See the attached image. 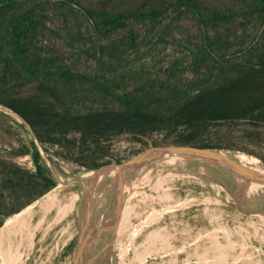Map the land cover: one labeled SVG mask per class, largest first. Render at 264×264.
Instances as JSON below:
<instances>
[{
	"label": "trees",
	"instance_id": "16d2710c",
	"mask_svg": "<svg viewBox=\"0 0 264 264\" xmlns=\"http://www.w3.org/2000/svg\"><path fill=\"white\" fill-rule=\"evenodd\" d=\"M114 1L0 0V104L20 115L41 144L73 151L61 156L96 169L109 163L101 142L121 134L264 124V0H128L118 10ZM186 17L203 33L170 40L172 25ZM233 24L243 36L230 34ZM250 26L258 31L248 33ZM162 44L180 45L188 59L157 66ZM16 154H29L27 145ZM52 187L0 161V206L6 193L25 199L1 216L19 213Z\"/></svg>",
	"mask_w": 264,
	"mask_h": 264
},
{
	"label": "rangeland",
	"instance_id": "374dc122",
	"mask_svg": "<svg viewBox=\"0 0 264 264\" xmlns=\"http://www.w3.org/2000/svg\"><path fill=\"white\" fill-rule=\"evenodd\" d=\"M80 1L98 4V0ZM127 1L115 0L111 9L125 8ZM208 3L213 5L211 0ZM57 13L52 7L53 25L60 22L55 18ZM77 21L78 17L72 16L75 25ZM87 27L83 23L82 30ZM229 29L230 34L239 36L245 30L239 24ZM257 31L250 26L248 33ZM201 33L203 29L186 17L173 24L168 34L170 40H180ZM180 48L160 45L154 53L156 65H166L178 57L188 59V51L180 52ZM192 132L197 133L193 142H180ZM24 144L29 154L17 155ZM99 148L106 152L109 163L96 169L83 167L65 158L73 151L32 141L20 122L0 110V161L20 166L53 185L19 213L9 217L0 214V249L2 230L14 229L5 234V264H264V190L257 186H264V124L228 122L200 131L183 126L147 136L121 134L102 141ZM76 149L88 155L87 147ZM178 149L183 150L175 151ZM204 151L263 178L247 176L225 166L222 160L209 159ZM125 165L131 175L121 180L118 176L125 172ZM102 173L116 177L108 181ZM74 175L79 177L55 189L57 181ZM133 185L137 191L124 192ZM121 190L125 199L121 217L129 219L121 218L128 226L119 225L116 230L113 223L124 202ZM6 195L0 210L25 201ZM42 220L39 229L28 225Z\"/></svg>",
	"mask_w": 264,
	"mask_h": 264
},
{
	"label": "bare ground",
	"instance_id": "6f19581e",
	"mask_svg": "<svg viewBox=\"0 0 264 264\" xmlns=\"http://www.w3.org/2000/svg\"><path fill=\"white\" fill-rule=\"evenodd\" d=\"M0 110L1 111H3L4 113H6V114H8L9 116H11V117H13V118H15L18 122H20L25 128H26V130L28 131V133H29V135H30V137H31V139H32V141H34V142H37L36 140H35V138H34V136L32 135V133H31V131H30V128H29V126L18 116V115H16V114H14L12 111H10L9 109H6L5 107H2L1 105H0ZM100 176L101 177H103V178H105V179H107L108 181H110L111 179H113V178H115L114 176H112V175H109V174H107V173H102V174H100ZM79 176H77V175H74L72 178H69V179H67V180H64V181H61V182H59V181H57V184H56V186H55V189H57V188H60V187H62L65 183H67V181H70V180H74V179H76V178H78ZM142 180H145V179H142ZM68 187V186H67ZM119 187V186H118ZM133 187V188H132ZM260 187H262V186H260ZM90 189H93V188H90ZM133 191H137L136 190V187H135V185H133V186H131V189H130V191H124L125 193H132ZM256 193H259V194H263V192H260V191H257ZM88 195V194H87ZM89 196V195H88ZM92 196V195H91ZM100 198H102V197H98V199L97 200H99ZM157 199H158V197H156ZM93 199V198H92ZM85 200H86V198H85ZM94 200H95V197H94ZM89 201V200H88ZM152 201H154V200H152ZM90 202V201H89ZM91 202H93V201H91ZM117 210V209H116ZM51 211H53V210H51ZM51 211H50V213H51ZM215 211V210H214ZM206 214H208V213H206ZM125 215V214H124ZM176 217V216H175ZM122 218V217H121ZM122 219H129V217H124V218H122ZM213 219V218H212ZM231 220V219H230ZM43 221L44 220H42V221H31V223H29L28 225H30V224H34V225H36L37 227H38V229H39V227L41 226V223H43ZM217 221V220H216ZM181 222V221H180ZM198 222V221H197ZM200 222H202V221H200ZM210 222V221H209ZM235 222V221H234ZM179 223V222H178ZM177 223V224H178ZM195 223V222H194ZM240 223V222H239ZM247 223V222H246ZM263 223V222H262ZM199 224H201V223H199ZM236 224H237V222H236ZM241 224V223H240ZM248 224V223H247ZM45 225V224H44ZM69 225V224H68ZM194 225V224H193ZM209 225V224H208ZM212 225V224H211ZM221 225H223V223L221 224ZM220 225V226H221ZM43 226V225H42ZM52 226H53V224H52ZM183 226V225H182ZM218 226V225H217ZM235 226V225H234ZM239 226V225H238ZM14 227V226H13ZM190 227V226H189ZM211 227V226H210ZM29 228V227H28ZM192 228V227H191ZM204 228V227H203ZM202 228V229H203ZM235 228V227H234ZM18 229H20V227H18ZM35 229V228H34ZM180 229V228H179ZM198 228H196V230H197ZM206 229V228H205ZM245 229V228H244ZM14 229H10V228H5V229H3L2 231H3V233H2V239H1V241H2V243H1V249H0V264H5L6 263V261H7V257H6V255H5V250H4V248H5V234H7V233H12V231H13ZM65 230V229H64ZM83 230H85V229H83ZM207 230V229H206ZM33 231V230H32ZM47 231V230H46ZM49 231V230H48ZM67 231V230H66ZM204 231V230H203ZM247 231V230H246ZM254 231V230H253ZM64 232V231H63ZM196 232V231H195ZM234 232V231H233ZM238 232H239V230H238ZM48 233V232H47ZM65 233V232H64ZM154 237H157L158 235V233L157 232H153V231H151L150 232ZM243 233V232H242ZM254 233V232H253ZM63 234V233H62ZM245 234H247V233H245ZM22 235V234H21ZM157 235V236H156ZM251 235V234H250ZM249 235V236H250ZM20 236V235H19ZM251 236H253V235H251ZM263 237V236H262ZM80 238V237H79ZM106 238V237H105ZM244 238H245V236H244ZM257 238V237H256ZM23 239H25V238H23ZM164 239V238H163ZM12 240H13V238H12ZM32 240V239H31ZM160 240H161V238H160ZM245 240H247V239H245ZM14 241V240H13ZM92 242V241H91ZM97 242V241H96ZM13 243V242H12ZM21 243V242H20ZM251 244V243H250ZM10 245V244H9ZM31 245V244H30ZM17 247H18V245H16ZM28 246V245H27ZM87 246H88V244H87ZM95 246V245H94ZM13 247H14V245H13ZM24 247V246H23ZM84 247V246H83ZM86 249H88V248H86ZM17 250H19V249H17ZM112 251H114V250H112ZM13 252V251H12ZM81 252V251H80ZM242 253V252H241ZM93 255V254H92ZM239 255V254H238ZM248 257V256H247ZM93 260V259H92ZM85 261V260H84ZM105 261V260H104ZM260 261V260H259ZM251 262V261H250ZM253 262V261H252ZM94 263V262H93ZM92 264V263H91Z\"/></svg>",
	"mask_w": 264,
	"mask_h": 264
},
{
	"label": "water",
	"instance_id": "95a60500",
	"mask_svg": "<svg viewBox=\"0 0 264 264\" xmlns=\"http://www.w3.org/2000/svg\"><path fill=\"white\" fill-rule=\"evenodd\" d=\"M1 105V104H0ZM2 107H5L3 105H1ZM6 109H9L7 107H5ZM10 111H12L11 109H9ZM14 114L18 115L17 113H15L14 111H12ZM30 128V131L32 133V135L34 136L35 140L37 141L36 143H40L35 134L33 133L30 125L20 116L18 115ZM183 149H178V150H175V151H182ZM196 151V150H194ZM204 153L206 154V156L209 158V159H213V160H222L224 165L225 166H229L231 167L232 169H235L237 171H239L240 173L242 174H245L247 176H251V177H254L256 179H262L263 177L261 176H254L252 174H250L246 169H244L243 167H241L240 165L236 164L235 162L231 161V160H227V159H224V158H219L215 153L213 152H210V151H204ZM125 168V172L122 174V175H119L118 178L121 179V180H125V177H130L131 175V171L129 170V166L128 165H125L124 166ZM103 172V171H102ZM46 180V179H45ZM125 183V182H124ZM123 184V183H122ZM119 186V185H117ZM119 188V191H120V187ZM121 195H122V198L124 199V196H123V191L121 190ZM35 202V201H34ZM32 204V203H31ZM125 208V199H124V202L121 203V207L119 209V213H118V217L116 218V221L113 223V226L116 228V230L119 228V225L121 223V216L123 214V210Z\"/></svg>",
	"mask_w": 264,
	"mask_h": 264
},
{
	"label": "crops",
	"instance_id": "0c3cea01",
	"mask_svg": "<svg viewBox=\"0 0 264 264\" xmlns=\"http://www.w3.org/2000/svg\"><path fill=\"white\" fill-rule=\"evenodd\" d=\"M257 186H261V185H257ZM262 188H263L262 190H264V186H262Z\"/></svg>",
	"mask_w": 264,
	"mask_h": 264
}]
</instances>
